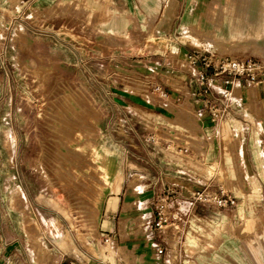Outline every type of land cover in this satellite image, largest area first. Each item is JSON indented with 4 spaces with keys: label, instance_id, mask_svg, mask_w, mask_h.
Listing matches in <instances>:
<instances>
[{
    "label": "rangeland",
    "instance_id": "1",
    "mask_svg": "<svg viewBox=\"0 0 264 264\" xmlns=\"http://www.w3.org/2000/svg\"><path fill=\"white\" fill-rule=\"evenodd\" d=\"M228 1L245 8L246 0ZM197 2L201 27L164 32L159 0H0V264H71L82 257L89 261L78 264H93L92 257L115 264L116 256L130 264L117 221L124 231L133 211L153 214L166 191L174 229L148 234V262L140 264H264V130L255 128L263 118L238 116L240 134L223 117L214 135L209 115H200L205 135L181 118L166 149L167 110L157 92L148 102L163 76L194 80L193 49L264 61L252 47L212 46L208 32L226 37L210 18L223 13V0ZM99 10L111 14L114 31L103 28ZM237 87V96L246 94V84ZM197 89L193 84L191 96ZM180 108L192 111L190 104ZM210 140L219 150L208 159L212 148L202 147ZM249 144L260 149L246 153L250 168L241 157ZM204 188L225 190L236 205L193 203L194 191ZM106 234L118 243L104 244ZM153 242L164 246L162 255Z\"/></svg>",
    "mask_w": 264,
    "mask_h": 264
},
{
    "label": "crops",
    "instance_id": "2",
    "mask_svg": "<svg viewBox=\"0 0 264 264\" xmlns=\"http://www.w3.org/2000/svg\"><path fill=\"white\" fill-rule=\"evenodd\" d=\"M11 1L13 3H16L18 0H11ZM147 1L151 3V0H147ZM215 1L217 3H220L219 0H215ZM228 2H229L228 0H223V3H221L222 11H223L222 14H219L218 16L211 15L210 17L212 21L216 22V24L219 27H221L223 30L226 31L225 32L226 37L220 38L208 32L207 37H206L207 40L210 42L212 46L220 50H222L223 47H228V48H233V49H241V48L245 49L248 47H252L256 51L264 52V33H263L264 32V0H246V3L244 5L245 8L242 11H240L239 9L235 10L233 5L229 4ZM159 3H161L160 4L161 14L158 18V23H159V26L162 27L164 32L169 31L172 27H175V26L177 27V30L182 29L184 31L190 27H195V26L201 27V24L203 21V14L201 11L198 12L197 0H159ZM99 21L103 24V28L108 29L110 31H114L110 13L104 10H99ZM224 23H226L225 24L226 27L224 26ZM242 40L245 41V44L239 43ZM188 71H185V72L188 73ZM189 72H192V71H189ZM180 78H182V75H178L177 79H171L170 81L168 76H163L161 80L162 85H165L166 87H169L174 91L171 93V96L169 97V100H168V104L169 103L171 104L170 106L169 105L165 106L163 102L161 101V104L167 110V115L164 117V123H163L165 126L164 130L166 131V134H167V140L170 139V137L174 135L175 130H179L178 128H180V123H178V121L181 118L186 119V120L187 119L192 120L194 125L196 126V132L198 134L205 135L204 129L200 124V121H202L200 115H203L204 113L206 115H209V114L206 112V110L201 105V102L199 100L201 98V95L198 94L197 91H195V93L192 94L193 96H191L190 93H186V90H184L183 91L185 94L184 97H181L179 100L175 98L177 93L181 91L180 89H178V87H176L177 83H181L185 80V79L181 80ZM246 86H247V89L245 88L243 90V92L246 93L245 95L237 96L236 90L234 91L237 97L236 99L231 100L230 107L228 108V113L227 115H225V118H224L225 120H228L226 124L227 125L229 124L232 127V129L242 128L240 134H244V131H243L244 124L237 123L239 122L240 118L246 121L248 120L250 121L252 119L258 120V119L263 118V121H264V113L258 114L254 111V108H255L254 105H257V104L261 105L262 110H264L263 88L260 86L252 85V84H246ZM235 88H238V87H235ZM250 92H253L254 95H251ZM184 104H190V109H192V111L187 112L185 110H181L180 106ZM168 107H171L172 111ZM231 113L233 114L228 116ZM249 115H252V118H250ZM238 116L240 118L237 120ZM233 120H235V122H232ZM247 125H248V122L245 124V126ZM222 127H223V121L221 119L215 122V124L212 127L213 135L214 133L216 134L220 133V130L222 129ZM255 128H257L258 130L259 129L264 130V123L263 125L260 124V128H259V125L257 127L255 126ZM255 147H256L255 145L252 146L251 144H249L248 146H244V147L242 146L241 151L243 150V152H242L241 157L243 161L242 163L244 164L243 166L250 168L251 165H250L249 156L248 155L245 156V155L246 153L248 154L249 152L254 153L256 151L257 152L260 151L258 147H256L257 149ZM208 148H212L213 150V151L211 150L208 156V159L214 158L218 153V150H219L218 147L214 144L212 140H210L209 143L204 142V146L202 147V149L204 150ZM252 166H255V164L254 165L252 164ZM255 167L258 168L259 165L257 164ZM248 177L249 175L247 173V175L242 178L244 179L246 178L247 180ZM250 177H252V174L250 175ZM117 195L119 196V192L117 193ZM151 198L152 197L148 195V207H149V202L151 201ZM118 199H120V197H118ZM137 201L138 200H135L134 202L137 203ZM139 205H141L140 202H139ZM131 208L134 209L135 207L132 206ZM123 210H124V207L121 206L120 215L125 213V211ZM115 212H117V209ZM139 213L140 212L136 210L133 211L134 216L128 219V226L127 228H125L124 231L120 228V225H119V223L123 220L119 219L117 221V232L119 234L118 241H120L119 244L122 248H124V250H126V253L128 252L129 257L132 258L133 260L131 261L133 264H137V263L140 264V262L143 260L148 262L147 241L144 239L143 235L137 232V229H136V226H137L136 217ZM118 241L116 240L114 242L118 243ZM107 260L104 257H96V258L92 257V263L94 262L93 264H107V262H109ZM88 261H89L88 257H82L81 261H78V260L71 261V264L87 263ZM114 262L115 264H125L124 259L117 257V256Z\"/></svg>",
    "mask_w": 264,
    "mask_h": 264
},
{
    "label": "built area",
    "instance_id": "3",
    "mask_svg": "<svg viewBox=\"0 0 264 264\" xmlns=\"http://www.w3.org/2000/svg\"><path fill=\"white\" fill-rule=\"evenodd\" d=\"M189 64L192 67L193 79H185L177 83L176 87L181 91L177 93L176 99L184 97V90L189 93L193 84L197 86V93L201 95L199 99L202 107L209 114L212 121L217 122L227 115L228 108L232 99H236L235 87L238 85L252 84L263 88L264 94V61L254 57H231L220 54L216 49L205 47L192 50L189 55ZM194 81V82H193ZM151 85V77L148 76V85ZM154 92H157L160 100L165 106L168 104L171 96L165 85H153L152 90L148 91V102L153 98ZM198 100V99H197ZM198 100V101H199ZM148 141L156 142L154 134L148 135ZM166 149L173 145L172 137L165 141ZM179 152H186L188 149L183 146L176 147ZM170 191L157 195L153 214L140 212L137 217V232L148 240V234L157 231L168 233L174 229L172 218L174 213L171 211L169 204ZM193 203L202 205H213L217 208H231L236 205V198L229 195L225 190L214 189H197L191 196ZM140 205L136 206L139 210ZM102 242L110 245L114 242L111 235H104ZM151 246L157 256L164 253V246L160 243L153 242Z\"/></svg>",
    "mask_w": 264,
    "mask_h": 264
},
{
    "label": "bare ground",
    "instance_id": "4",
    "mask_svg": "<svg viewBox=\"0 0 264 264\" xmlns=\"http://www.w3.org/2000/svg\"><path fill=\"white\" fill-rule=\"evenodd\" d=\"M259 9V8H258ZM241 11V10H240ZM251 11V10H250ZM248 13V12H247ZM241 14V13H240ZM256 14V13H255ZM249 16V15H248ZM247 16V17H248ZM229 17V16H228ZM258 17V16H257ZM249 18V17H248ZM263 18V17H262ZM231 19H233V18H231ZM229 20V19H228ZM239 20V19H238ZM239 22V21H238ZM245 22V21H244ZM225 24L226 23H224V26H225ZM228 24V23H227ZM244 24V23H243ZM251 24V23H250ZM240 25V24H239ZM255 25H256V23H255ZM241 26V25H240ZM226 27V26H225ZM224 27V28H225ZM263 27V26H262ZM238 29V28H237ZM263 29V28H262ZM241 30V29H240ZM226 32V31H225ZM228 32V31H227ZM264 33V32H263ZM243 34V33H242ZM238 35V34H237ZM254 35V34H253ZM257 39V38H256ZM28 222L30 223V224H34V222H35V220L32 218V215H30V217H28Z\"/></svg>",
    "mask_w": 264,
    "mask_h": 264
}]
</instances>
